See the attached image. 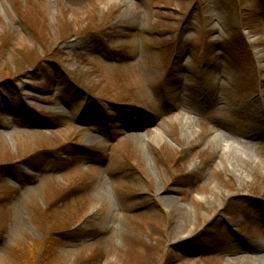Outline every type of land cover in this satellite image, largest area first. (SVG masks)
<instances>
[{"label": "rangeland", "instance_id": "1", "mask_svg": "<svg viewBox=\"0 0 264 264\" xmlns=\"http://www.w3.org/2000/svg\"><path fill=\"white\" fill-rule=\"evenodd\" d=\"M52 236L264 264V0H0V264Z\"/></svg>", "mask_w": 264, "mask_h": 264}, {"label": "trees", "instance_id": "2", "mask_svg": "<svg viewBox=\"0 0 264 264\" xmlns=\"http://www.w3.org/2000/svg\"><path fill=\"white\" fill-rule=\"evenodd\" d=\"M75 147L76 149L72 150V154L77 155L79 157H82V155L90 156L93 154L92 152L96 151L95 149L80 145H75ZM47 153H51L52 159L56 157L58 158L56 152L49 151ZM56 160L58 161V159ZM74 231L75 230L68 229L64 231V233L60 236L66 237L65 240H67V238H71L74 236L71 235V237H68V234H73ZM58 242L62 241L56 240L55 237L52 236L46 238L45 241L39 240L35 242V246L30 245L26 247V245H24L25 247H19L17 248V251L19 252L17 253L18 257L13 258L12 264H56L54 256L56 257L57 255V248L59 247L57 244Z\"/></svg>", "mask_w": 264, "mask_h": 264}, {"label": "bare ground", "instance_id": "3", "mask_svg": "<svg viewBox=\"0 0 264 264\" xmlns=\"http://www.w3.org/2000/svg\"><path fill=\"white\" fill-rule=\"evenodd\" d=\"M131 6H132V5H131ZM90 138H91V137H90ZM93 138H94V137L92 136V138H91V139H92V140H94Z\"/></svg>", "mask_w": 264, "mask_h": 264}]
</instances>
